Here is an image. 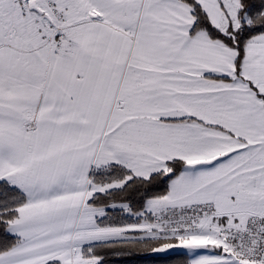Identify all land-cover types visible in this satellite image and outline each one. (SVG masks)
Masks as SVG:
<instances>
[{"label":"snow or ice","instance_id":"obj_1","mask_svg":"<svg viewBox=\"0 0 264 264\" xmlns=\"http://www.w3.org/2000/svg\"><path fill=\"white\" fill-rule=\"evenodd\" d=\"M0 264H264V0H0Z\"/></svg>","mask_w":264,"mask_h":264}]
</instances>
